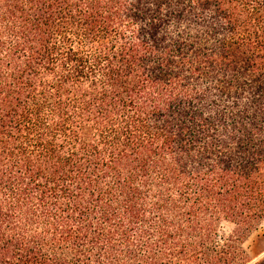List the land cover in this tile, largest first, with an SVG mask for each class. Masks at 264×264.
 <instances>
[{
    "label": "trees",
    "instance_id": "1",
    "mask_svg": "<svg viewBox=\"0 0 264 264\" xmlns=\"http://www.w3.org/2000/svg\"><path fill=\"white\" fill-rule=\"evenodd\" d=\"M262 223L264 0H0V264H264Z\"/></svg>",
    "mask_w": 264,
    "mask_h": 264
},
{
    "label": "rangeland",
    "instance_id": "2",
    "mask_svg": "<svg viewBox=\"0 0 264 264\" xmlns=\"http://www.w3.org/2000/svg\"><path fill=\"white\" fill-rule=\"evenodd\" d=\"M233 231L234 226L230 224H224L221 228V234L225 237L232 235ZM243 248L254 261L264 255V223L259 225L247 239H245Z\"/></svg>",
    "mask_w": 264,
    "mask_h": 264
}]
</instances>
